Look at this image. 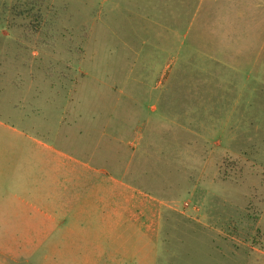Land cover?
I'll return each mask as SVG.
<instances>
[{"label":"rangeland","instance_id":"obj_1","mask_svg":"<svg viewBox=\"0 0 264 264\" xmlns=\"http://www.w3.org/2000/svg\"><path fill=\"white\" fill-rule=\"evenodd\" d=\"M228 8L0 0V264L132 216L155 264H264V15Z\"/></svg>","mask_w":264,"mask_h":264},{"label":"crops","instance_id":"obj_2","mask_svg":"<svg viewBox=\"0 0 264 264\" xmlns=\"http://www.w3.org/2000/svg\"><path fill=\"white\" fill-rule=\"evenodd\" d=\"M238 8L223 9L219 15H264V0H237ZM217 9H222L217 8ZM231 10H237L231 11ZM138 208L144 209L146 205L142 202L137 204ZM143 216H132L122 223L133 224L139 231L146 230L144 234L125 236L118 233L100 232V229L89 227L86 231L78 234H70L67 237V254L73 257L70 264H155L151 255H156L158 239L150 237L151 226L143 222ZM149 220V219H146ZM80 225L95 224L94 221L78 222ZM107 224L116 227L118 219H108ZM113 227V229H114ZM141 236V237H139ZM145 242L150 250H145ZM136 243H139L140 247ZM145 245V246H144ZM154 253V254H151ZM149 259V260H148ZM148 261V262H147Z\"/></svg>","mask_w":264,"mask_h":264}]
</instances>
